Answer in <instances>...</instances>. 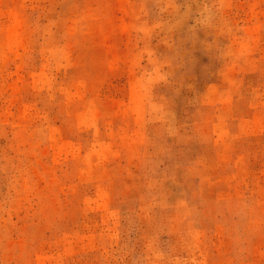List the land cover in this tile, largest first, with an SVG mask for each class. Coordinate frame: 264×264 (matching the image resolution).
<instances>
[{
  "label": "rangeland",
  "instance_id": "rangeland-1",
  "mask_svg": "<svg viewBox=\"0 0 264 264\" xmlns=\"http://www.w3.org/2000/svg\"><path fill=\"white\" fill-rule=\"evenodd\" d=\"M0 264H264V0H0Z\"/></svg>",
  "mask_w": 264,
  "mask_h": 264
}]
</instances>
